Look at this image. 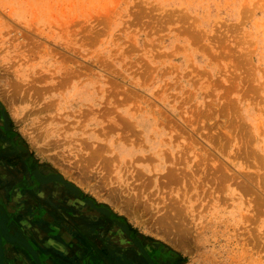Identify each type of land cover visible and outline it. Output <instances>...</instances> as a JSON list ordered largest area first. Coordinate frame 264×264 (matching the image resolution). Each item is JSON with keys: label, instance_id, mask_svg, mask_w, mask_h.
<instances>
[{"label": "rangeland", "instance_id": "1", "mask_svg": "<svg viewBox=\"0 0 264 264\" xmlns=\"http://www.w3.org/2000/svg\"><path fill=\"white\" fill-rule=\"evenodd\" d=\"M0 172L4 264H264V0H0Z\"/></svg>", "mask_w": 264, "mask_h": 264}, {"label": "bare ground", "instance_id": "2", "mask_svg": "<svg viewBox=\"0 0 264 264\" xmlns=\"http://www.w3.org/2000/svg\"><path fill=\"white\" fill-rule=\"evenodd\" d=\"M32 171H33V176H34L35 180L37 182H39L40 184H48V183H54V184H57V185L59 184V186H61L64 189V191L67 190L66 192H67L68 195H77V196H79V192L77 191V189L72 184L68 183L60 174L52 172V171L49 172V173H47V172L46 173H42V172H40V171H38L36 169H32ZM83 202H84V206L86 207L87 210L90 209V210L96 212V214H99V216H102V217L103 216H105L106 218L110 217L109 210L107 208H105V207L97 205L93 200L84 199L83 198ZM114 222H115L117 227L122 232H127L125 230L126 228H124L125 224L123 222H119L117 220H115ZM125 227H127V226L125 225ZM134 243H135L136 248L138 249L137 251L139 252V255L143 259L147 260L149 264H154L155 261L153 260V258L149 254V252L142 246V244L138 240H135Z\"/></svg>", "mask_w": 264, "mask_h": 264}, {"label": "water", "instance_id": "3", "mask_svg": "<svg viewBox=\"0 0 264 264\" xmlns=\"http://www.w3.org/2000/svg\"><path fill=\"white\" fill-rule=\"evenodd\" d=\"M124 228H126L125 230L129 232L128 228L125 227V225H124ZM2 233H3V230H2V224H1V218H0V264H4V249H3Z\"/></svg>", "mask_w": 264, "mask_h": 264}, {"label": "flooded vegetation", "instance_id": "4", "mask_svg": "<svg viewBox=\"0 0 264 264\" xmlns=\"http://www.w3.org/2000/svg\"><path fill=\"white\" fill-rule=\"evenodd\" d=\"M32 169H36V170H38L37 168H32ZM32 169H31V174H32V177H33V179L35 180V178H34V176H33V171H32ZM39 171V170H38ZM1 173V172H0ZM39 183V182H38ZM40 184V183H39ZM48 184H53V185H56V187L60 190V191H63L64 189L61 187V186H59V184L57 185V184H54V183H48ZM67 193V192H66ZM70 197L72 196V197H75V196H77V195H69ZM71 197V198H72ZM83 202V201H82ZM83 204H84V202H83ZM84 206V205H83ZM84 208H85V210H87L86 209V207L84 206ZM88 211V210H87ZM82 218H85L86 216H81ZM9 251L7 250V257L9 256Z\"/></svg>", "mask_w": 264, "mask_h": 264}]
</instances>
